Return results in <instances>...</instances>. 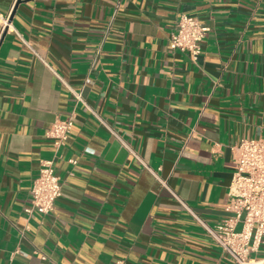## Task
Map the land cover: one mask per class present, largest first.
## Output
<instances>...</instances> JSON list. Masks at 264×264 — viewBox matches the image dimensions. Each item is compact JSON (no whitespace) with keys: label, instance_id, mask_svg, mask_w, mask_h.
Listing matches in <instances>:
<instances>
[{"label":"crops","instance_id":"obj_1","mask_svg":"<svg viewBox=\"0 0 264 264\" xmlns=\"http://www.w3.org/2000/svg\"><path fill=\"white\" fill-rule=\"evenodd\" d=\"M0 11L11 23L0 264H237L195 216L210 227L232 216V147L264 139V0H0ZM182 14L210 29L197 63L170 47ZM70 115L62 196L52 214L29 213L55 156L46 133ZM250 258L264 264V241Z\"/></svg>","mask_w":264,"mask_h":264},{"label":"built area","instance_id":"obj_2","mask_svg":"<svg viewBox=\"0 0 264 264\" xmlns=\"http://www.w3.org/2000/svg\"><path fill=\"white\" fill-rule=\"evenodd\" d=\"M10 25V16L0 11L2 31ZM209 30L199 19L182 14L171 35L170 47L189 53L197 63L202 54V43ZM86 82L90 83V80L87 79ZM72 92L77 102L85 104L83 91ZM74 123L75 115H70L57 119L47 131L46 136L55 147V156L41 161L39 176L32 184L31 207L27 212L50 215L55 211L56 203L63 192V182L56 172L55 164L61 158L60 151L66 146ZM232 151L238 163L229 187L232 203L227 211L232 216L214 227L205 224L196 216L195 218L222 251L237 264H261L252 260L250 254L257 252L264 241V139H244L233 146ZM70 162L76 164L74 160ZM182 206L193 214L185 203L182 202Z\"/></svg>","mask_w":264,"mask_h":264}]
</instances>
